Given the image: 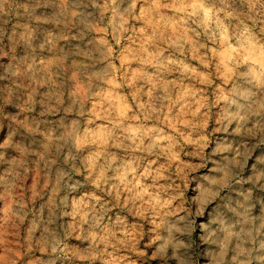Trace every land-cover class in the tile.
I'll return each mask as SVG.
<instances>
[{"label": "rangeland", "instance_id": "374dc122", "mask_svg": "<svg viewBox=\"0 0 264 264\" xmlns=\"http://www.w3.org/2000/svg\"><path fill=\"white\" fill-rule=\"evenodd\" d=\"M262 245L264 0H0V264Z\"/></svg>", "mask_w": 264, "mask_h": 264}, {"label": "clouds", "instance_id": "9594fccd", "mask_svg": "<svg viewBox=\"0 0 264 264\" xmlns=\"http://www.w3.org/2000/svg\"><path fill=\"white\" fill-rule=\"evenodd\" d=\"M104 175V172L101 171L100 173V177H103ZM98 177V179L100 178ZM195 183V181H193ZM99 187V184L97 185ZM69 187H72L71 185ZM206 191V194L208 196H215V195H218L219 193V188H217L215 191H213L211 188L205 190ZM69 195H72L71 191H69ZM80 202H77V205L79 204ZM65 206H67V204H65ZM101 207H103V205H101ZM86 215V214H85ZM80 217V212H79V208H74L73 209V218L74 219H77ZM99 219L100 217H95L91 220V222H89L88 220H85V219H81L80 222L81 224H84V223H89V230L93 233L92 234V240L93 242L95 243L96 241H98L100 239V237L95 234L96 232V229L99 227ZM177 231H179V229H177ZM262 247H264V245H262ZM56 249L54 248L53 251H55Z\"/></svg>", "mask_w": 264, "mask_h": 264}]
</instances>
